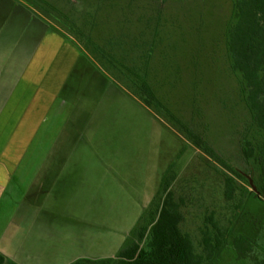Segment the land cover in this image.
Here are the masks:
<instances>
[{
  "label": "rangeland",
  "instance_id": "rangeland-1",
  "mask_svg": "<svg viewBox=\"0 0 264 264\" xmlns=\"http://www.w3.org/2000/svg\"><path fill=\"white\" fill-rule=\"evenodd\" d=\"M233 22L232 0H0V99L10 78L28 72L29 62L40 63L41 97L51 101L41 134H52V119L66 118L68 164L83 171L68 207L73 218L63 225L82 236L90 257H114L128 237L126 244L141 235L145 242L171 193L183 217L180 229L197 253L207 236L224 242L204 264L264 259L259 170L243 154L245 143L257 144L261 135L231 66ZM72 23L84 33L83 43ZM89 37L122 43L114 51L125 53L128 65L143 48L132 43L147 45L143 71L156 97L153 109L85 48ZM41 148L52 150V141ZM226 177L234 180L230 200ZM237 236L251 241V258L237 256Z\"/></svg>",
  "mask_w": 264,
  "mask_h": 264
},
{
  "label": "crops",
  "instance_id": "crops-1",
  "mask_svg": "<svg viewBox=\"0 0 264 264\" xmlns=\"http://www.w3.org/2000/svg\"><path fill=\"white\" fill-rule=\"evenodd\" d=\"M26 69L21 77L10 78L0 99V254L4 264L115 259L129 237L114 257L94 258L89 255L92 250L82 249V236L63 225L73 218L68 209L73 205L74 187L82 186L83 171L68 164L66 118L52 119V134H41L51 101L41 97L40 63L29 62ZM34 115L38 118H31ZM51 141L52 150L41 148Z\"/></svg>",
  "mask_w": 264,
  "mask_h": 264
},
{
  "label": "trees",
  "instance_id": "trees-1",
  "mask_svg": "<svg viewBox=\"0 0 264 264\" xmlns=\"http://www.w3.org/2000/svg\"><path fill=\"white\" fill-rule=\"evenodd\" d=\"M232 2L234 22L228 29L227 41L231 66L241 76L247 108L254 127L261 135V140L257 144L251 141L245 143L243 154L246 160L253 159L258 166L259 178L255 184L264 198V0ZM70 30L82 40V43L84 42L85 35L75 23H72ZM84 44L102 65L119 71L126 89L137 96L144 106L154 108L156 97L143 71L147 67L151 52L144 51L146 44L139 45L136 41L132 43L133 48H142L141 46L143 48L140 55L132 60L131 65L126 64L128 56L124 55L125 53L123 56L116 54L115 47H121L122 43L118 45L117 40L112 37L104 39L102 43L89 37ZM122 51L126 52L124 48ZM193 142L210 157H215L211 149ZM225 183V197L230 200L233 197L234 180L226 177ZM154 217L149 224L145 242L144 236L141 235L139 242L125 244L115 259L100 262L78 260L72 264H204L211 261L223 246L224 242L218 235L214 237V243L207 236L203 240L204 252H196L190 236L180 229L183 217L171 193H167L162 200ZM142 242L144 245H141ZM233 248L239 258H251L252 243L247 237H235ZM4 260V256L0 254V264H4ZM251 264H264V259L253 257Z\"/></svg>",
  "mask_w": 264,
  "mask_h": 264
},
{
  "label": "water",
  "instance_id": "water-1",
  "mask_svg": "<svg viewBox=\"0 0 264 264\" xmlns=\"http://www.w3.org/2000/svg\"><path fill=\"white\" fill-rule=\"evenodd\" d=\"M252 188H253L254 191H256V188L253 185H252Z\"/></svg>",
  "mask_w": 264,
  "mask_h": 264
}]
</instances>
